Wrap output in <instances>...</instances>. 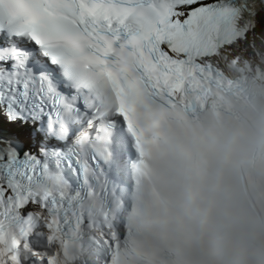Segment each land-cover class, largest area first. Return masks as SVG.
<instances>
[{
    "label": "bare ground",
    "instance_id": "obj_1",
    "mask_svg": "<svg viewBox=\"0 0 264 264\" xmlns=\"http://www.w3.org/2000/svg\"><path fill=\"white\" fill-rule=\"evenodd\" d=\"M234 54H238V52L234 53Z\"/></svg>",
    "mask_w": 264,
    "mask_h": 264
}]
</instances>
